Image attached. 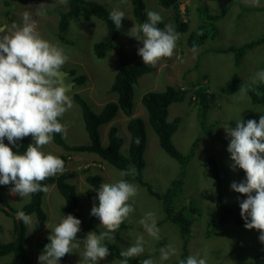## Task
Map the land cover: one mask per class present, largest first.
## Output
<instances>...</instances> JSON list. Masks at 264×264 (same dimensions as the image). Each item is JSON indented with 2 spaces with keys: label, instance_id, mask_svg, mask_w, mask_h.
<instances>
[{
  "label": "rangeland",
  "instance_id": "374dc122",
  "mask_svg": "<svg viewBox=\"0 0 264 264\" xmlns=\"http://www.w3.org/2000/svg\"><path fill=\"white\" fill-rule=\"evenodd\" d=\"M104 5L108 12L119 7L126 16L122 19V28L118 29L116 43L123 48L120 53L127 55L128 62L143 61L138 53V48L143 44L134 37L126 35L128 30L139 24L133 14V4L130 0L123 3L122 0H94ZM146 10L158 12L166 24L173 25L175 31L180 34L174 54L171 58H162L155 67L144 73L135 85L134 116H141L146 122L147 146L144 151L146 165L142 170L143 178L151 184L152 188L164 193L173 189L170 198L177 210L183 208L186 217L190 218L191 238L188 240V254L200 253V257L207 258V264H254L255 256L260 251V246L255 238L253 229H246L244 225H236L231 222L222 224L210 237H206V228L210 218L216 214L217 191L213 184V177L209 171L208 158L215 157L218 161L221 176V187L225 201H234L237 192L230 188L233 181L243 180V170L237 168L233 171L230 167V153L227 147L230 138L226 136L223 126L235 127L232 120L245 117H259L264 113V106L253 104L250 95L243 100L237 99L238 91L228 93L223 87L232 82V76L237 74L241 83H247L250 76L264 69V42L247 50L239 64L236 62L235 53L232 51H219L217 48H226L229 45H241L245 42L257 40L264 33V0H260L257 10L241 11V7L250 6L244 0L241 4H231L232 0H180L182 18L189 22V28L194 29L200 24L199 7H206L210 13H220L225 8L226 14L217 21V31L213 38H208L201 46L193 48L187 44V32L179 31L174 18V10L164 7L158 0H144ZM67 6L59 5L57 0H0V25H7L9 29L13 24L22 25L21 15L29 11L37 22L39 35L51 43L64 48L69 59L63 69L76 71V74H85L86 80L75 84L74 88L66 94L73 100V107L60 118L66 126V132L62 134L64 140L71 145L90 143V138L85 129L82 116V107L75 101L73 94H82L91 109L99 111L109 100L117 99L118 94L111 91L110 87L115 80V75L122 59L120 53L114 48H107L105 55L100 58L95 56V50L91 48L94 40L107 39L105 22L97 17L88 20L71 21L70 27L65 32V42L56 35V27L59 19L57 10H67ZM189 10L187 11V8ZM252 7V6H250ZM43 9L42 15H37V10ZM128 16V17H127ZM68 33V34H67ZM70 40L71 42H68ZM95 41V42H96ZM75 58V59H74ZM73 75L66 78V82L73 79ZM193 83L198 86L207 85L209 101L203 126L200 121L199 105L192 100ZM169 86L182 87L187 90L186 99L182 102H174L169 107V120L180 116L181 120L177 130L172 136L176 147L183 153H188L193 142L198 139L193 156L186 167L169 155L161 146L156 131L151 126L148 113L142 103V96L147 91H162ZM197 86V87H198ZM128 116L120 110L114 123L118 125V134L124 138L122 151L127 150L131 134L127 128ZM110 125V123L108 124ZM210 127V130L207 129ZM101 138L104 145L108 144V128H101ZM32 142L31 135L27 137ZM13 152H17V145H9ZM61 146L52 142L43 146L45 153H58ZM67 169L75 171V177L71 178L76 184L78 195V211L88 223L92 215L91 208L98 205L97 197L90 196L96 191L86 180L89 172L100 173L104 183H114L123 179L121 172L108 161L103 160L94 152L71 153ZM88 171L84 169H88ZM185 170V174H181ZM242 171V172H241ZM181 177L182 183L176 186L174 183ZM138 186V194L129 203H133L134 213L125 222L126 226L114 233V240L122 250L135 243L138 236H144L145 251L137 262L143 259H152L155 264H179L182 260L181 253L184 247V239L179 227L171 221L163 222L165 217L163 204L160 199L150 194L146 186L138 181H129ZM9 185H0V197L9 201L14 209L22 208L30 198H22L19 194L10 195ZM48 192L44 193L42 206L47 214V220L43 227L35 225L36 214L26 213L33 217V224L26 226V249L34 262L39 264L38 257L43 249L40 242L47 238L52 229L60 222L63 216L61 209L65 205L63 195L57 189L55 183L48 185ZM254 194V193H253ZM197 207L196 210L193 208ZM148 212H153L156 217V226L160 230L161 239L150 237L144 230L139 220ZM16 216V214H15ZM94 228L83 227L77 233L80 248L76 252L68 254L67 259L61 258L59 264H85L82 260L84 251L83 239L89 232L99 234L103 229L97 217L94 219ZM160 222V223H159ZM48 226V227H47ZM33 229V230H32ZM13 218L0 208V241L6 242L13 239ZM105 244V243H104ZM172 244L177 249V254L168 261H160V249ZM186 257V259H187ZM11 254L0 256V264L8 261ZM121 257L109 254L97 264H119ZM135 259V258H134Z\"/></svg>",
  "mask_w": 264,
  "mask_h": 264
},
{
  "label": "clouds",
  "instance_id": "9594fccd",
  "mask_svg": "<svg viewBox=\"0 0 264 264\" xmlns=\"http://www.w3.org/2000/svg\"><path fill=\"white\" fill-rule=\"evenodd\" d=\"M122 2L126 3V0ZM244 2L259 6L260 0ZM57 3L66 6L68 0H57ZM42 14L43 9L37 10V15ZM125 16L119 7L109 12V19L116 29L122 28ZM21 20L22 25L13 24L11 29L0 25V185L12 184L10 195L30 198L32 194L48 192V186L42 185V181L65 172L64 160L42 149L52 142L54 133L66 132V126L58 118L73 107V100L66 94L69 85L64 83L61 71L69 59L64 48L39 35L37 22L29 11L22 13ZM161 22L162 16L149 10L147 21L134 23L126 33L143 44L137 54L142 57L144 65L155 67L162 58H171L174 54L180 34L170 24L161 29L157 26ZM259 84H264V69L255 72L239 87L237 99H245L249 91L257 90ZM235 125L234 128L223 126L230 138L227 147L230 167L233 171L237 168L244 170L246 178L233 181L230 188L246 194L247 198L239 202L244 227L259 230V241L264 243V115L258 122L249 119ZM29 135L34 142L29 143L23 152H13L9 145L19 146L18 141ZM119 175L135 176L136 170L129 168ZM96 191L99 203L93 205L90 215L99 219L103 230L99 234L89 232L83 239L81 257L85 264H97L110 254L103 241L114 240V233L134 213V201H129L137 196L138 186L120 179L111 184L102 183ZM16 219L24 225L33 224V217L22 210L17 211ZM139 223L150 237L161 239L153 212L146 213ZM80 225L81 220L74 215L63 216L48 236L49 243L38 257L39 264H59L66 254L76 252L80 248L77 239ZM144 251V236L141 235L120 252L119 264H129L130 259L140 257ZM176 254L175 246L168 244L160 249V261H168ZM140 264L155 262L143 259ZM179 264H207V258L196 253L180 260Z\"/></svg>",
  "mask_w": 264,
  "mask_h": 264
},
{
  "label": "trees",
  "instance_id": "16d2710c",
  "mask_svg": "<svg viewBox=\"0 0 264 264\" xmlns=\"http://www.w3.org/2000/svg\"><path fill=\"white\" fill-rule=\"evenodd\" d=\"M133 4V14L139 24L147 21V10L144 0H130ZM161 5L167 8H172L174 10V18L177 23L178 29L180 31H185L188 33L187 44L191 48H197L201 46L208 38H213L217 31V21L223 18L226 14L227 8H225L220 13H210L206 7H199L198 11L200 24L194 28H189V22L184 21L182 18V13L180 11V0H158ZM231 4H241L240 0H232ZM256 6H243L241 11L247 10H257ZM259 9V8H258ZM189 7L187 8V11ZM59 13V19L57 22L56 35L60 36V39L65 42L64 35L65 32L70 27L71 21L88 20L91 17H97L105 22L107 29V39L106 40H94L91 44V48L95 50V56L102 58L107 48H115L117 53H120V48L118 43L115 42L119 30L115 28L113 22L109 19V12L106 7L94 0H68L67 10H57ZM165 21L157 26L161 29L164 28ZM96 41V42H95ZM68 42H71L68 40ZM264 42V33L257 40L252 42H245L241 45H229L226 48H217L219 51H232L235 53L237 64L240 63L242 57L245 55L247 50L251 49L255 45ZM122 59L119 62V68L115 75V80L111 85L110 89L118 94L117 99L109 100L99 111L91 109L88 102L82 94H73V98L82 107V116L84 120L85 129L90 138V143L71 145L64 140L62 134L54 133L53 141L57 145L61 146V151L58 153H52L65 162V172L54 177H50L41 182L42 185H50L55 183L59 192L63 195L65 199V205L62 207L61 211L64 215L72 214L81 220L80 228L84 226L87 228L97 229L94 223L95 216L91 217V220L86 223L81 213L78 211V195L76 184L71 181V178L75 177L76 172L67 169L68 162L70 160L71 153L79 152H94L98 154L103 160L108 161L110 164L115 166L120 171L128 170L129 168H134L136 170L135 176H126L123 179L127 181H138L140 184L146 186L148 192L162 201L163 211L165 217L163 222L171 221L176 224L180 232H182V237L184 239V247L182 249L181 258L186 260L188 254V245L186 246L188 240H190L191 234V224L190 218L186 217L183 208L177 210L176 207L170 201L171 196L174 193L173 189H168L166 192L161 193L154 190L150 183L144 180L142 170L144 169L146 162L144 158V151L147 146L148 136L146 130V122L141 116H134V95H135V85L138 83L139 78L151 70V66L144 65L143 61L128 62L127 55L120 53ZM70 74L73 75L72 81L75 84H80L86 80L85 74H76V71L70 70ZM232 82L223 88L228 93H234L239 90V87L244 83L238 78L237 74L232 76ZM194 94L192 100H194L196 105H199V115L200 121L203 126L207 125L205 120L208 115L209 107L207 108V103L209 101L208 92L205 87L198 86L199 83H193ZM198 86V87H197ZM257 90L249 91V95L253 104H259L264 106V84H259L256 86ZM257 91L259 94H257ZM146 94L142 96V103L147 110V115L149 122L153 129L156 131L159 141L163 149L179 161L182 166L186 167L190 158L193 156V152L197 145L198 139L193 142L192 148L188 153H183L180 151L172 140L174 132L177 130L180 123L181 117H174L169 120V107L174 102H182L186 99L187 90L182 87L169 86L162 91H147ZM248 95V96H249ZM123 112L129 117L127 121V128L131 134V139L127 150L125 153L122 151L124 147V138L118 134V125L114 123V119L118 115L119 111ZM264 115V113L262 114ZM259 117H245L238 120H232L231 124H235L238 121H244L245 123L249 119H255L259 121ZM60 120V118H58ZM61 122V121H60ZM110 123V125H108ZM107 126L108 128V144L104 145L101 138V128ZM209 127V126H208ZM211 127V126H210ZM210 127L207 131L210 130ZM138 141V142H137ZM4 142L7 144V138ZM33 143L27 137L22 138L18 141L17 152L25 151L27 145ZM218 160L210 156L208 158L209 171L214 181L213 184L217 191V210L216 214L210 218L206 237H210L222 224L231 222L236 225H244L245 221L240 215V200L246 199V194L237 193L234 201L227 203L225 201L222 187H221V176L219 172ZM86 171L88 169H84ZM244 172V170H243ZM185 174V170L181 174ZM246 178V174H243V180ZM86 180L96 189L100 187L103 182L102 175L100 173H91L88 171L86 175ZM182 183L181 177L174 183L176 186L178 183ZM180 183V184H181ZM91 197H97V191L89 194ZM44 192H38L32 194L29 201L20 209H14L9 201L5 198L0 197V208L6 214L13 218L14 223V236L13 239L1 242L0 241V256H6L11 254V258L2 264H34L30 256L28 255L26 249V226L16 219L15 214L17 211L22 210L25 213L34 212L36 214L35 225L37 228L44 226L47 220V214L42 206ZM239 197V200L237 199ZM98 198V197H97ZM194 210L197 207L193 208ZM160 223V222H159ZM128 225L126 222L122 223V226ZM255 233L256 241L260 246V251L255 256L254 264H264V243L259 241V230L253 229ZM49 243L48 237L43 239L40 244L42 248ZM105 245L109 248V253L121 257V249L117 243L111 242L106 239L104 241ZM68 254H66L63 259H67ZM122 258V257H121ZM130 262H137L138 259H130Z\"/></svg>",
  "mask_w": 264,
  "mask_h": 264
},
{
  "label": "water",
  "instance_id": "95a60500",
  "mask_svg": "<svg viewBox=\"0 0 264 264\" xmlns=\"http://www.w3.org/2000/svg\"><path fill=\"white\" fill-rule=\"evenodd\" d=\"M61 71L64 74V77H63L64 83L67 84V85H69L68 86V88H69L68 91L72 90L74 88L75 82L74 81L66 82V78H67V76L70 75V71L69 70L67 71L65 69H61Z\"/></svg>",
  "mask_w": 264,
  "mask_h": 264
},
{
  "label": "crops",
  "instance_id": "0c3cea01",
  "mask_svg": "<svg viewBox=\"0 0 264 264\" xmlns=\"http://www.w3.org/2000/svg\"><path fill=\"white\" fill-rule=\"evenodd\" d=\"M232 78H233V77H232ZM229 84H230V83H229ZM229 84H228V85H229ZM226 86H227V85H226ZM226 86H225V87H226ZM203 87H205V88H206V91H207V92H208V94H209V91L207 90V85H205V86H203ZM223 88H224V87H223ZM192 92L194 93V90H192ZM91 173H92V172H91ZM72 182H73V181H72ZM73 183H74V182H73ZM121 226H122V224H121ZM103 243H104V241H103ZM132 259H134V258H132ZM137 259H138V258H137Z\"/></svg>",
  "mask_w": 264,
  "mask_h": 264
},
{
  "label": "bare ground",
  "instance_id": "6f19581e",
  "mask_svg": "<svg viewBox=\"0 0 264 264\" xmlns=\"http://www.w3.org/2000/svg\"><path fill=\"white\" fill-rule=\"evenodd\" d=\"M57 28V27H56ZM68 34V33H67ZM122 58V57H121ZM75 59V58H74ZM242 172V171H241Z\"/></svg>",
  "mask_w": 264,
  "mask_h": 264
}]
</instances>
